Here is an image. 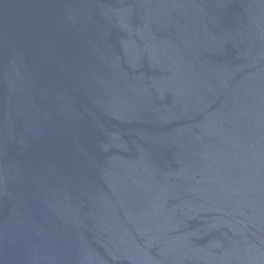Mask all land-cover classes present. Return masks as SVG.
<instances>
[{
    "label": "water",
    "instance_id": "1",
    "mask_svg": "<svg viewBox=\"0 0 264 264\" xmlns=\"http://www.w3.org/2000/svg\"><path fill=\"white\" fill-rule=\"evenodd\" d=\"M0 264H264V0H0Z\"/></svg>",
    "mask_w": 264,
    "mask_h": 264
}]
</instances>
